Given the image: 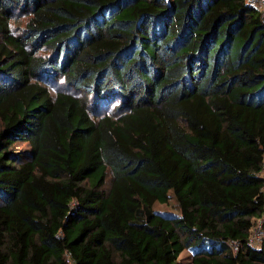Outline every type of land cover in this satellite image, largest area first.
Segmentation results:
<instances>
[{
  "label": "trees",
  "instance_id": "1",
  "mask_svg": "<svg viewBox=\"0 0 264 264\" xmlns=\"http://www.w3.org/2000/svg\"><path fill=\"white\" fill-rule=\"evenodd\" d=\"M263 158L248 0H0V264H264Z\"/></svg>",
  "mask_w": 264,
  "mask_h": 264
},
{
  "label": "rangeland",
  "instance_id": "2",
  "mask_svg": "<svg viewBox=\"0 0 264 264\" xmlns=\"http://www.w3.org/2000/svg\"><path fill=\"white\" fill-rule=\"evenodd\" d=\"M27 21V17L21 13H16L15 16L13 17L11 23H10V30L14 33V34H18L20 32V30L24 27V25L26 24ZM51 55L50 51L47 50H43L42 52H40V55ZM50 91L51 94L53 96H55V94L57 92H69V93H74L71 89H66V87L64 86V82L62 80H58L57 82L54 81H50ZM79 96H81L80 94H78ZM17 151L19 152H23L26 149H28L26 147V145H22V144H18L16 146ZM108 182H110V175L107 179ZM154 211L156 212H161V213H177V207H176V202L174 200H170L168 204H159L156 203L153 206ZM190 254L189 252H184L181 255L180 258V262L183 264H189L190 263Z\"/></svg>",
  "mask_w": 264,
  "mask_h": 264
},
{
  "label": "built area",
  "instance_id": "3",
  "mask_svg": "<svg viewBox=\"0 0 264 264\" xmlns=\"http://www.w3.org/2000/svg\"><path fill=\"white\" fill-rule=\"evenodd\" d=\"M248 3L259 10H264V0H248ZM261 177L264 179V158L262 161ZM262 190L264 192V185ZM248 244L254 248H259L264 245V211L261 217L257 219L256 223L251 228L248 237ZM232 247L234 252L238 251L237 243H232ZM67 261L69 264H73L69 255H67Z\"/></svg>",
  "mask_w": 264,
  "mask_h": 264
}]
</instances>
